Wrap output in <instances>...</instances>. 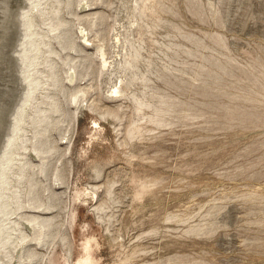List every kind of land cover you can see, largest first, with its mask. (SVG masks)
Instances as JSON below:
<instances>
[{"label":"rangeland","instance_id":"1","mask_svg":"<svg viewBox=\"0 0 264 264\" xmlns=\"http://www.w3.org/2000/svg\"><path fill=\"white\" fill-rule=\"evenodd\" d=\"M56 1L29 9L0 0V154L18 107V11L35 14V38L44 41L34 102L44 106L49 92L64 107L49 133L52 162L33 161L40 163L28 166L21 185L24 205L37 190L52 206L46 216H55L47 243L33 246L34 264H264V0ZM51 7L72 25L70 46L51 39L41 16ZM97 11L92 23H77L76 13ZM47 45L59 51L50 56L64 79L68 59L83 65L82 79L54 88ZM73 87L87 95L65 102ZM32 113L29 103L9 193L27 135L31 148Z\"/></svg>","mask_w":264,"mask_h":264},{"label":"bare ground","instance_id":"2","mask_svg":"<svg viewBox=\"0 0 264 264\" xmlns=\"http://www.w3.org/2000/svg\"><path fill=\"white\" fill-rule=\"evenodd\" d=\"M44 0H23V2H25L29 7V9L31 7L35 8L36 6H40L41 3L43 2ZM54 1V0H53ZM67 1V0H65ZM99 1V0H98ZM57 4H58V7H59V3L60 0L56 1ZM97 2V1H95ZM45 3V2H44ZM55 3V2H54ZM67 3L69 5H71L73 2L72 0H68ZM66 3V4H67ZM86 3V2H85ZM98 3V2H97ZM62 4V2H61ZM84 4V3H82ZM81 4V5H82ZM96 4V3H95ZM47 5V4H46ZM53 5V3H52ZM80 5V4H79ZM22 6V5H21ZM23 6H24V3H23ZM73 6V5H72ZM86 6V5H85ZM89 6V5H88ZM26 7V8H28ZM44 7V6H43ZM54 7V5H53ZM67 7V6H66ZM71 7V6H70ZM24 8V7H23ZM37 8V7H36ZM40 8V7H39ZM38 8V9H39ZM46 9V7H44ZM43 8V9H44ZM55 8V7H54ZM61 8V7H60ZM59 8V9H60ZM69 8V7H68ZM73 8V7H71ZM78 8V7H77ZM81 8V7H80ZM85 8V7H84ZM83 8V9H84ZM22 8L20 7V10ZM25 9V8H24ZM29 9L28 11H18V107L15 109V112L13 113V115L10 117V132L7 134V136L5 137L6 139H4V142L1 140V144H2V150H1V154H0V249H4L6 253H4L5 255L7 254V258H8V261L6 262V264H13L14 262H16L15 264H34V261L35 259H37L36 257V254L38 253L36 251V249L33 247L34 245H41V244H44V243H47V238L49 237V234H52V232L50 233V227L55 219V216H46L47 213H49L51 210H52V206L49 205L50 203H46L47 205H45L44 203H42L40 201V199L38 198V195L36 194L37 190L34 192V190H31L29 189L30 192L34 193V197H32L31 199H28L29 202H27L26 205L23 204L22 200H21V197H22V189L21 188V185H24V182L26 179H25V173H26V170H28V166H35L37 168L38 164L41 162V165L45 166V164H49L51 163V159H52V156L54 154H52L53 152H55L56 150V144H55V141L54 140H51L50 137V131L51 129L53 130V127L58 123L60 122V119L58 117L59 114H62L64 112V107L62 106V103H61V98L56 95H49L48 93L49 92H46L43 96V94L41 93V95L43 96H39V94H37L39 96V98L42 99V101H40V103H45L42 104L44 106H40L39 102L35 101L36 99L35 98V89L40 86L41 84V80H40V77L39 75H37V72H33V69L35 67V61H36V58H37V52H38V49H40V41L39 40H42L43 41V35L40 36L42 38H35V34H37V30L34 31L33 28V25H34V22L36 19L34 20L33 17L35 16H32L30 15L28 12H29ZM42 9V8H41ZM42 9V10H43ZM50 9H53L52 7ZM58 8L56 9H53L52 11H50V13L46 14V13H41V16L44 15V17L46 18V20H49L48 22V26H50L48 29H49V34L52 33L51 35V39L52 37L58 39V41L60 40V42H63L64 43V46L63 47H67V46H70V43H67V41H70L74 35L72 36V38L70 39V26H72L70 24L69 21L65 20L61 14H59V12H61ZM35 10V9H34ZM59 10V11H58ZM69 10V9H68ZM71 10V9H70ZM74 10V9H72ZM71 10V11H72ZM82 10V9H79V11ZM92 10V9H91ZM39 11V10H38ZM44 11V10H43ZM37 12V11H36ZM70 12V11H69ZM68 12V13H69ZM74 12V11H73ZM78 12V10L76 11ZM75 12V13H76ZM87 12V11H86ZM71 13V12H70ZM83 13V12H82ZM85 13V12H84ZM38 15V13H36ZM46 14V15H45ZM79 13H76V17L78 18V22L79 23V20L83 21V20H89V22L92 20V18H95L97 19V17L99 16V12H94V13H86V14H83V15H78ZM61 15V16H60ZM75 15V14H74ZM102 15V14H101ZM100 15V17H101ZM40 16V17H41ZM39 17V16H38ZM39 17V19H40ZM99 17V18H100ZM76 18V19H77ZM98 18V19H99ZM91 19V20H90ZM44 20V19H42ZM95 19H93V24H94V21ZM44 21V22H45ZM73 21V20H72ZM80 21V22H81ZM41 22V21H40ZM37 23V22H36ZM43 23V22H42ZM46 23V22H45ZM73 23V22H72ZM86 23V22H85ZM88 23V22H87ZM86 23V24H87ZM92 23V21H91ZM91 23H88L91 24ZM39 24V23H38ZM82 24H84L82 22ZM84 24V25H86ZM92 24V25H93ZM37 25V24H36ZM43 25V24H42ZM41 25V26H42ZM87 25V27H88ZM35 26V25H34ZM40 26V28H42ZM94 26V25H93ZM96 26V25H95ZM39 27V25H37V28ZM78 28V27H77ZM81 28V27H80ZM84 28V27H83ZM82 28V30H84ZM91 29V27H90ZM93 29V27H92ZM91 29V30H92ZM39 30V29H38ZM41 30V29H40ZM46 30V29H44ZM79 30V29H78ZM81 30V29H80ZM79 30V31H80ZM48 30H46L47 32ZM45 32V31H44ZM74 32V31H73ZM86 32V31H85ZM40 34V33H39ZM45 34V33H44ZM70 34V35H69ZM77 34V32H76ZM85 34V33H84ZM38 35V34H37ZM48 35V34H47ZM78 35V34H77ZM87 35V34H85ZM50 36V35H49ZM79 37V36H78ZM48 38V37H47ZM75 38V37H74ZM96 39V38H95ZM53 40V39H52ZM73 40V39H72ZM49 41V40H48ZM56 40H54L55 42ZM57 41V42H58ZM72 42V41H70ZM59 43V42H58ZM73 43V42H72ZM89 43V42H88ZM46 44H49V43H46ZM54 44V43H53ZM61 44L62 46V43H59ZM86 44V42H85ZM43 45V44H42ZM55 45V44H54ZM79 45V43H78ZM81 45V44H80ZM79 45V46H80ZM95 45V44H94ZM48 46V47H47ZM44 47V50L46 48H48V52H49V55L48 53H46L45 57V60L47 61L46 64H50L49 66L51 67L52 71H51V74H49V76H51V85L55 88V87H60L61 85H64L62 84L63 83V80L71 77V81L75 82L74 80H77L80 76L82 77L83 74H81V70L80 68L83 66L80 67V64H79V60L76 61V60H73V59H68L69 61H66L68 62V66H69V69L66 71L67 74L69 71H72V74L71 76L68 75V77H66L64 79L63 77V74L61 75L60 72H59V68H57L56 66V60H54L50 55L53 54V56L55 54H57V58H58V52L54 49H52L51 47H49V45H47ZM51 46V45H50ZM72 46V45H71ZM43 47V46H42ZM60 47V46H59ZM77 47V46H76ZM98 47V46H97ZM101 47V46H99ZM57 48V47H56ZM71 48V47H70ZM68 47V49H70ZM82 48V47H81ZM65 48H62V50H64ZM76 49V48H75ZM78 49V48H77ZM76 49V50H77ZM85 49V48H84ZM99 49V48H97ZM58 50V49H57ZM61 50V49H60ZM67 50V49H66ZM65 50V51H66ZM64 51V52H65ZM46 52V51H45ZM78 52V51H77ZM66 53V52H65ZM82 52H80L81 54ZM102 53V52H101ZM41 54V53H40ZM44 54V53H43ZM69 55V54H67ZM66 56V58H68ZM103 55V53H102ZM40 56V55H39ZM42 56V54H41ZM40 56V57H41ZM61 56V55H60ZM84 56V55H83ZM71 57V56H70ZM81 59V58H80ZM85 59V58H83ZM82 59V60H83ZM62 60V59H61ZM87 60V58H86ZM84 60V61H86ZM107 60V59H106ZM106 60L104 59L103 60V63L104 64H107ZM81 61V60H80ZM61 62V61H60ZM87 62V61H86ZM39 63V61H38ZM84 63V62H83ZM44 63V65H46ZM58 64V63H57ZM86 64V63H85ZM41 65V64H39ZM38 65V66H39ZM60 65V64H59ZM63 67V66H62ZM44 68V66H43ZM49 68V67H48ZM46 69V67H45ZM85 69V68H83ZM35 70V69H34ZM38 70V69H37ZM39 70H40V67H39ZM44 71V70H43ZM46 71V70H45ZM44 71V72H45ZM63 71V70H62ZM38 72H41V71H38ZM83 72V71H82ZM43 74V73H41ZM42 78V77H41ZM47 78V77H45ZM44 78V79H45ZM49 78V77H48ZM70 79V78H69ZM82 79V78H80ZM78 79V80H80ZM48 82V80H46V83ZM65 82V81H64ZM69 83V82H68ZM44 83H42L41 85H43ZM71 84V83H70ZM80 84V83H79ZM74 85V83H73ZM77 86V84H75ZM48 87V85H46ZM52 86L49 87L52 88ZM68 86V85H67ZM79 86V85H78ZM77 86V87H78ZM42 87V86H41ZM40 87V88H41ZM48 87V88H49ZM69 87V86H68ZM75 87V86H74ZM73 87V91L71 92H74L72 95H69L70 93L65 90L64 92V97L63 99L65 98L66 101L65 102H68L69 101V98L68 96H72L73 100L76 102L79 99V93H82V95H87V90L88 89H85V88H74ZM87 87V86H86ZM47 89V88H46ZM63 91H64V88H62ZM66 89V88H65ZM70 89V88H69ZM41 90V89H40ZM55 89H53L52 92H54ZM44 91V90H43ZM46 91V90H45ZM50 91V89L48 90ZM51 92V91H50ZM63 95V94H62ZM37 97V96H36ZM84 97V96H83ZM40 99V100H41ZM39 100V99H38ZM31 104L32 107H33V113H32V116L29 115V122L33 125V132H34V135L33 136V140H32V143H31V148L26 144L28 142V137L29 135H27L26 137L25 136H22L25 137V138L22 140L23 141V147L22 148H25V150H21L23 151V156L21 157H18V166H20V169L17 168L19 171H18V174H17V182L18 184L15 183L14 187L11 192L9 193L6 189H7V182H9V180H11V178H9V176L11 177L12 176V172H11V175H8V171L10 169H12L13 165V159H12V153L15 152V146L16 145V141L18 140V132H20V130H22L25 126L23 125V123L27 122V115H26V105L27 104ZM30 107L29 106V111H30ZM29 113V112H28ZM30 124V125H31ZM27 125V124H26ZM24 126V127H23ZM29 126V125H28ZM30 127V126H29ZM31 127V128H32ZM28 128L26 127V130ZM30 129V128H29ZM21 133V132H20ZM24 133H27V132H24ZM23 133V135H24ZM28 134V133H27ZM33 134V133H32ZM30 138V137H29ZM27 141V142H26ZM20 143V142H19ZM29 144V143H28ZM19 148V146H18ZM17 149V148H16ZM17 152V151H16ZM57 152V150H56ZM20 154V153H19ZM18 154V155H19ZM52 155V156H51ZM50 156H51V159H50ZM15 158V157H14ZM39 159V163L38 164H34L33 161L35 160H38ZM15 161V160H14ZM17 161V160H16ZM49 161V163H47ZM17 163V162H16ZM16 165V164H15ZM48 167V166H45V168ZM16 168V167H15ZM27 168V169H26ZM35 169V168H34ZM44 169V168H43ZM33 170V169H32ZM14 171V170H13ZM29 171V170H28ZM33 172V171H32ZM40 170L37 172H33V174L31 175H34V173H39ZM10 173V172H9ZM31 173V172H30ZM16 174V173H15ZM36 174H35V177H36ZM29 175V173L27 174V176ZM16 175L13 176V178H16L15 177ZM26 176V177H27ZM25 179V180H24ZM32 179L31 181L32 182H29L31 184H29L30 188L33 187V189H35L34 187H37V186H34L35 184V181H33L34 178H29V180ZM15 180V179H14ZM15 180V181H16ZM35 180V179H34ZM38 182V181H37ZM23 183V184H22ZM39 184V183H38ZM28 185V184H27ZM18 186V187H17ZM49 186V185H48ZM26 188V187H25ZM10 189V188H8ZM49 190V189H48ZM24 192V191H23ZM39 193V192H37ZM53 194V193H52ZM29 195V193H28ZM55 195V194H54ZM50 196V194H49ZM47 196V197H49ZM56 196V195H55ZM53 196V198L55 197ZM10 197L16 199L15 200V207H16V202H17V206L16 208L19 209V211L21 210V212L18 214V219L14 220V219H10V215H12L13 213V208H12V205H11V200H10ZM24 197V196H23ZM41 197V196H40ZM52 197V195H51ZM29 198V197H27ZM14 199L12 200V203L14 201ZM26 199V198H25ZM50 199V198H49ZM44 200V199H43ZM52 200V199H51ZM50 201V200H49ZM25 203V202H24ZM24 206L27 208L24 209ZM54 208V207H53ZM13 216V215H12ZM6 219H10L8 220L9 223H11V226L9 224H7V221ZM13 220V221H12ZM14 226H16V228L18 229V239L13 237L12 236V230L14 229ZM27 229H30L29 233H28V230ZM52 231V230H51ZM15 235V233H14ZM51 236V235H50ZM13 247V248H12ZM12 248V249H10ZM20 248V251L18 253V259L16 260L15 258V251ZM9 249V250H8ZM1 251V250H0ZM1 256V255H0ZM36 257V258H35ZM6 258V259H7ZM16 260V261H14ZM5 262V261H4Z\"/></svg>","mask_w":264,"mask_h":264}]
</instances>
